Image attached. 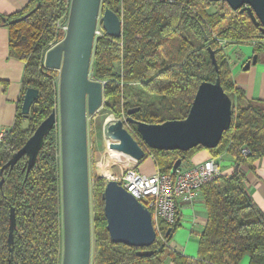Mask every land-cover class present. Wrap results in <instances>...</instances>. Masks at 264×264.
Here are the masks:
<instances>
[{
  "label": "trees",
  "instance_id": "16d2710c",
  "mask_svg": "<svg viewBox=\"0 0 264 264\" xmlns=\"http://www.w3.org/2000/svg\"><path fill=\"white\" fill-rule=\"evenodd\" d=\"M101 6L121 19L119 38L108 36L99 24L102 35L93 43L89 73L104 84L102 110L125 118L128 109L139 107L131 116L147 123L183 119L200 82H214L218 77L232 100L231 122L218 145L207 150L213 156L232 155L237 169L231 174L220 171L201 188L207 220L197 234L195 257L168 244L178 226L177 216L173 224L159 221L160 235L148 247L111 241L103 210L105 180L92 174L91 264H166V260L169 264H264V213L250 196L241 169H252L264 156V102L247 99L235 85L225 53L231 43H251L255 52L264 48L261 24L256 25L245 9L234 10L224 1L102 0ZM68 12L64 0H30L17 12L0 13V26L8 29L9 56L24 62L15 119L0 141V264H61L58 126L45 135L27 174L26 156L2 172L1 168L58 107L59 71L45 67L44 57L64 37L58 22H65ZM208 47L215 53L218 71ZM28 87L37 88L38 95L24 116L20 106ZM125 127L144 147L135 125L126 123ZM243 148L247 153L243 154ZM200 149L204 147L188 151L148 148L138 162L152 156L157 170L169 173L178 158L183 162ZM11 209L15 215L12 251L7 243ZM140 249L153 252L142 257L137 255Z\"/></svg>",
  "mask_w": 264,
  "mask_h": 264
},
{
  "label": "water",
  "instance_id": "95a60500",
  "mask_svg": "<svg viewBox=\"0 0 264 264\" xmlns=\"http://www.w3.org/2000/svg\"><path fill=\"white\" fill-rule=\"evenodd\" d=\"M102 0H71L64 37L45 54L44 65L59 71L58 107L35 128L25 143L2 166L12 167L26 156V174L37 161L45 135L55 126L59 128L60 188L62 256L61 264H91L92 217L89 190L87 116L98 111L103 104V82L90 77L95 31L100 24L113 38L121 35V19L113 10L103 8ZM224 1L232 9H245L254 23L261 24L264 34V0H209ZM35 9V8H34ZM33 11V10H31ZM30 11V12H31ZM29 12V13H30ZM28 15V13L26 14ZM211 62L218 71L214 51L208 47ZM257 55L248 59L243 69L255 64ZM38 89L26 88L20 112L28 116ZM139 107L127 110V116L108 118L103 123V135L108 147L129 155L134 160L145 156L144 147L127 130L125 123L135 125L136 131L150 149L180 150L201 145L206 149L218 145L230 126L232 100L223 90L219 78L214 82L202 81L198 85L190 109L183 119L147 123L134 119L131 114ZM182 163L178 158L172 165L173 173ZM237 169V166L234 167ZM3 180H0V185ZM106 229L113 242L139 248L148 247L156 240L150 211L119 181L105 182L102 193ZM14 210L9 217L7 243L12 251ZM169 232L167 230L166 234ZM153 250L140 249L138 256L151 255Z\"/></svg>",
  "mask_w": 264,
  "mask_h": 264
},
{
  "label": "crops",
  "instance_id": "0c3cea01",
  "mask_svg": "<svg viewBox=\"0 0 264 264\" xmlns=\"http://www.w3.org/2000/svg\"><path fill=\"white\" fill-rule=\"evenodd\" d=\"M30 0H0V13L9 15L24 8ZM231 73L235 85L245 92L247 99H256L264 102V48L255 52L251 43H231L225 47ZM256 54L255 64L243 69L244 63ZM24 62L9 56L8 29L0 26V141L1 135L12 125L17 112L21 93ZM124 118V117H123ZM121 118V119H123ZM126 124V123H125ZM140 138V137H139ZM141 140V139H140ZM143 143V142H142ZM144 145V144H143ZM145 149H148L145 147ZM213 158L220 171L231 174L237 166L235 159L228 153L213 156L206 148L197 150L193 155L181 163L182 168ZM132 166L137 170L151 174L157 171L152 156L146 157L140 163L133 159ZM245 174V184L250 196L264 213V156L253 163V168L241 166ZM178 226L175 228L170 246L185 255L195 257V240L197 234L206 224L207 210L202 190L192 202L177 200ZM166 264H169L166 260Z\"/></svg>",
  "mask_w": 264,
  "mask_h": 264
},
{
  "label": "built area",
  "instance_id": "2783aa9c",
  "mask_svg": "<svg viewBox=\"0 0 264 264\" xmlns=\"http://www.w3.org/2000/svg\"><path fill=\"white\" fill-rule=\"evenodd\" d=\"M64 1L70 6L71 0ZM58 26L65 32L67 19L65 22H58ZM97 35H102L98 26L95 37ZM219 43L223 45L224 41L219 40ZM107 143H109L108 140ZM247 151L246 148L242 149L243 154ZM218 174H220L218 165L213 158H209L188 168H182L180 165L173 173H160L157 170L151 174H146L132 165H126L118 172L103 173L102 177L106 181H119L133 197L150 211L157 236L160 235L159 221L166 224L175 222L178 208L177 200L192 202L202 186ZM168 244L170 245V242Z\"/></svg>",
  "mask_w": 264,
  "mask_h": 264
},
{
  "label": "rangeland",
  "instance_id": "374dc122",
  "mask_svg": "<svg viewBox=\"0 0 264 264\" xmlns=\"http://www.w3.org/2000/svg\"><path fill=\"white\" fill-rule=\"evenodd\" d=\"M108 118L116 117L111 113L103 111L102 107L94 114L87 116L88 169L90 178L92 174L96 175L97 177H102L103 173L109 174L110 171L118 172L122 170L124 166H131L133 164L132 162L120 164L121 162L119 163L117 159H112L113 151L108 147L107 139H105L103 135V123ZM194 243V251L197 253L198 242L196 243L195 240Z\"/></svg>",
  "mask_w": 264,
  "mask_h": 264
},
{
  "label": "bare ground",
  "instance_id": "6f19581e",
  "mask_svg": "<svg viewBox=\"0 0 264 264\" xmlns=\"http://www.w3.org/2000/svg\"><path fill=\"white\" fill-rule=\"evenodd\" d=\"M101 116H102V114H101ZM111 150L113 151L112 159H117L122 164H125L127 162H133V158H131L129 155H126V154H124L118 150H115V149H111Z\"/></svg>",
  "mask_w": 264,
  "mask_h": 264
}]
</instances>
